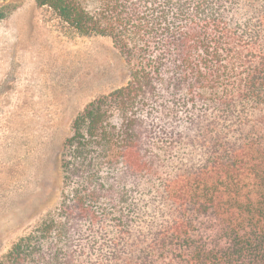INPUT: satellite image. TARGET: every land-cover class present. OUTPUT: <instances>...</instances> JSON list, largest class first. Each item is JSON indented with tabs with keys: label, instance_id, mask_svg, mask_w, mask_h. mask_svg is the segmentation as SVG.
I'll use <instances>...</instances> for the list:
<instances>
[{
	"label": "trees",
	"instance_id": "trees-1",
	"mask_svg": "<svg viewBox=\"0 0 264 264\" xmlns=\"http://www.w3.org/2000/svg\"><path fill=\"white\" fill-rule=\"evenodd\" d=\"M34 2L126 80L74 117L56 203L0 264H264V0Z\"/></svg>",
	"mask_w": 264,
	"mask_h": 264
},
{
	"label": "rangeland",
	"instance_id": "rangeland-1",
	"mask_svg": "<svg viewBox=\"0 0 264 264\" xmlns=\"http://www.w3.org/2000/svg\"><path fill=\"white\" fill-rule=\"evenodd\" d=\"M11 2L0 21V256L56 203L74 117L126 80L109 39L77 34L34 0Z\"/></svg>",
	"mask_w": 264,
	"mask_h": 264
}]
</instances>
